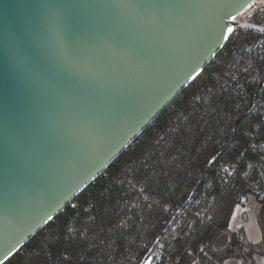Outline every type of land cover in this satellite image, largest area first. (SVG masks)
Segmentation results:
<instances>
[{
    "label": "water",
    "instance_id": "obj_1",
    "mask_svg": "<svg viewBox=\"0 0 264 264\" xmlns=\"http://www.w3.org/2000/svg\"><path fill=\"white\" fill-rule=\"evenodd\" d=\"M250 1L0 0V264L246 26L232 17Z\"/></svg>",
    "mask_w": 264,
    "mask_h": 264
},
{
    "label": "built area",
    "instance_id": "obj_2",
    "mask_svg": "<svg viewBox=\"0 0 264 264\" xmlns=\"http://www.w3.org/2000/svg\"><path fill=\"white\" fill-rule=\"evenodd\" d=\"M234 17L246 26L234 28L230 38L249 36L251 41L246 49L255 62L264 66V2L251 0ZM255 71L252 86L258 82L264 87V74L261 69ZM202 72L197 77L202 78ZM237 88L247 91L239 85ZM176 98L164 110L176 109L172 121L179 122L182 115L185 132L194 138L193 127L203 122L205 112L187 111L184 102L183 108L175 104ZM245 102L240 105L239 118L247 115L253 119L249 120V128L242 130L246 143L237 149L233 159L221 164L198 161L199 150L207 139L217 149L221 144L226 148L231 143V135L222 128L207 137L195 129L200 149L194 155V142L190 144L181 137L178 124H169L161 130V118L158 121L155 118L124 150L143 151V155L137 154L135 164H118L116 173L111 168L113 164H109L17 252L28 253L32 243L54 228L63 235L64 246L59 253L52 250L45 253L50 264L197 261L206 253V244L199 239L200 232L210 223L225 192L234 190L235 206L245 204L251 197L264 202V98L254 99L250 107V102ZM212 135L215 137L211 138ZM84 192L92 197L83 198ZM95 195L103 198L100 210L93 206ZM67 207L75 212V217L64 224L59 218L66 216Z\"/></svg>",
    "mask_w": 264,
    "mask_h": 264
},
{
    "label": "trees",
    "instance_id": "obj_3",
    "mask_svg": "<svg viewBox=\"0 0 264 264\" xmlns=\"http://www.w3.org/2000/svg\"><path fill=\"white\" fill-rule=\"evenodd\" d=\"M250 41L249 36L230 38L204 68L203 77L186 87L174 101L181 107V103L184 102L183 107L187 111L194 110L196 112L198 109H202L205 112L203 122H197V126L193 127L194 138L190 136L189 132H185L184 124L181 122L182 115L179 116V122L172 121V115L176 109L167 108L156 119L158 121L161 118V130H165L169 124H175V126L178 124L181 137L190 144L194 142V155L198 154L200 149L197 146L199 136L195 129L202 132L204 137L215 134L218 128H222L227 135H231L232 141L226 148L221 144L217 149L214 145L212 146L211 139H207L199 150V163L202 161V164H221L227 159H233L238 152L237 149L246 143L241 133L243 129L249 128L251 125L249 120L253 117L248 118L245 115L244 118H239L240 105L246 100L245 103L250 102V107L254 99L264 98V87L258 82L252 86L254 84L252 72L261 69L264 74V66L255 62L253 56L247 51L246 46ZM250 62H252L251 65ZM237 85L245 91L247 90L246 93L242 89L239 90ZM214 137L215 135L211 136V138ZM235 140L236 142L233 144ZM137 154L143 155V151H124L111 163L113 164L111 168L116 173L118 164H135L139 157ZM87 195L92 197V194L90 195L88 192H84L82 197L85 198ZM93 199L95 210H100L103 204L102 196L95 195ZM234 202V190L231 188L223 194L213 211L210 223L206 224L200 232L199 239L206 244V254L195 262L188 260L183 264H221L225 259L231 257L240 259L241 264H252L254 253H264L262 242L258 244L250 242L242 229L235 231L228 229ZM74 217L75 212L67 207L66 216L60 217L59 221L66 224ZM50 231L41 240L32 243L28 253L15 252L3 264H50L45 259V253L49 250L59 253V250L64 246L63 235L54 228ZM41 236L42 234H40Z\"/></svg>",
    "mask_w": 264,
    "mask_h": 264
},
{
    "label": "crops",
    "instance_id": "obj_4",
    "mask_svg": "<svg viewBox=\"0 0 264 264\" xmlns=\"http://www.w3.org/2000/svg\"><path fill=\"white\" fill-rule=\"evenodd\" d=\"M228 229H242L245 237L252 243H263L264 248V202L249 198L243 205H233ZM221 264H241L238 258L225 259ZM252 264H264V253H254Z\"/></svg>",
    "mask_w": 264,
    "mask_h": 264
},
{
    "label": "snow or ice",
    "instance_id": "obj_5",
    "mask_svg": "<svg viewBox=\"0 0 264 264\" xmlns=\"http://www.w3.org/2000/svg\"><path fill=\"white\" fill-rule=\"evenodd\" d=\"M262 2H264V0H262ZM232 19H235V17H232ZM233 31V29L231 27L227 28L226 33L224 34V39L227 40L229 39V33H231ZM49 219H51V217H49Z\"/></svg>",
    "mask_w": 264,
    "mask_h": 264
},
{
    "label": "rangeland",
    "instance_id": "obj_6",
    "mask_svg": "<svg viewBox=\"0 0 264 264\" xmlns=\"http://www.w3.org/2000/svg\"><path fill=\"white\" fill-rule=\"evenodd\" d=\"M199 77H197L196 79H195V81L198 79ZM206 254V253H205ZM204 256V255H203Z\"/></svg>",
    "mask_w": 264,
    "mask_h": 264
}]
</instances>
